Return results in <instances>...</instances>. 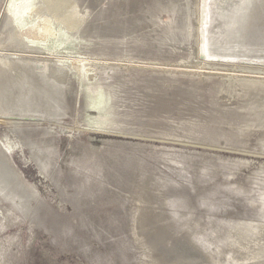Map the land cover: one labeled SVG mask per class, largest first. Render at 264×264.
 Segmentation results:
<instances>
[{
    "label": "rangeland",
    "instance_id": "obj_1",
    "mask_svg": "<svg viewBox=\"0 0 264 264\" xmlns=\"http://www.w3.org/2000/svg\"><path fill=\"white\" fill-rule=\"evenodd\" d=\"M74 1L79 15H85L81 21L71 16L74 9L70 8L75 7L69 0L60 1L59 14L45 9L43 14L39 13L38 0H0V264H264V259L237 263L212 261L218 259L210 255L209 259V253L186 232L177 233L174 227L161 225L167 217H172V213L163 210L173 199L171 193L164 194V188L171 180L184 183L191 174L200 173V167L205 165L208 157L221 159L218 161L220 173L214 183L226 181L227 176L232 181H244V176H251L259 178L252 179L259 185L252 183L251 191H247L249 196H243L245 199L225 191L222 186L215 187L218 192L215 189L211 192L212 203L201 204L191 198V211L204 224L202 232L213 230L208 223L230 228L234 224L250 228L257 225L255 214L258 210L250 201H256L264 192L260 184H264V153L255 145V136L244 146L235 145L244 150L235 146L229 149L231 144L223 138L208 140L184 134L182 126L196 121L194 111L185 99H170L163 107L152 105V95L160 90L169 95L174 91L175 83L184 86L196 81L202 90L204 106L210 99L209 89L217 86L221 91L216 95L217 107H233L239 90L228 94L229 83L252 80L255 76L264 81V12L258 13L251 23L248 41L252 53L250 57L242 58L231 54L235 42L227 40L225 35L234 28V16L242 0H207L206 6L204 0H184L192 12L188 32L191 35L184 41L164 37L167 31L164 23L169 18L175 19L167 8L162 7L168 0ZM202 15L203 25L200 22ZM200 29L205 32L204 46L208 57L199 52ZM12 32L19 35V40L11 38ZM104 46L109 51L101 54L99 50ZM209 57H231L240 61ZM45 67L49 79L69 80L65 116L46 119V113L29 111L25 105L5 108L8 97L3 96V92H8L6 89L9 88L12 93L24 97L28 90L21 82L33 81ZM151 75L165 79L162 88L154 86L149 91L144 87ZM168 78L177 79V82ZM123 80L129 81V98L125 103H119L122 105H115L110 102L107 81ZM134 81H139L138 86L132 83ZM34 89H41V86ZM149 105L152 107L148 110ZM220 126L221 129L227 127L224 123ZM119 130L123 133L117 132ZM43 131H47L54 154L49 177L44 175L46 169L43 166L42 169L31 154L37 151L35 145L41 146V139L45 138ZM107 131L112 133L106 134ZM75 153L83 154L90 163L104 160L105 167L110 169L114 161H118L116 177L102 175L104 180L96 181L94 176L88 180L83 174H73L75 167L72 165L71 170L69 166L68 170L66 162L68 158H74ZM89 162L86 163L88 167L82 169L84 172L90 168ZM238 164L239 168L234 170ZM193 165L199 167L195 169ZM126 172L130 174L126 175ZM122 175L126 178L122 184L113 180ZM144 177L145 181L140 183ZM17 182L26 192L22 201L27 199V192H33L34 201L40 203V208L37 207L40 212L35 211L33 202V207L25 211L27 214L21 215L19 207L12 204L18 199ZM143 183V197L134 198L130 191L138 189L141 194ZM56 184L67 185L61 189L63 193L74 185L87 187L89 195L95 192L88 212L90 215L109 213L111 219H116L115 223L103 221L81 226L76 222L75 226H58L56 222L66 218L78 220L73 217L72 213L75 214L77 209L68 202V194H63ZM155 194H158L156 200ZM106 195L119 197L124 205L115 203L106 208L102 204ZM146 207L152 214L161 216L156 220L151 218L152 221L145 225L132 227L131 212ZM212 208L217 210L214 213L206 211ZM33 216L35 218L31 219ZM206 247L224 249L225 243L211 241Z\"/></svg>",
    "mask_w": 264,
    "mask_h": 264
},
{
    "label": "bare ground",
    "instance_id": "obj_2",
    "mask_svg": "<svg viewBox=\"0 0 264 264\" xmlns=\"http://www.w3.org/2000/svg\"><path fill=\"white\" fill-rule=\"evenodd\" d=\"M60 1H62V0H38V4H37L38 6L37 7L41 11H38V10L37 11L39 13H42L43 10L45 9V10H48L49 12H51L53 14L57 11V14H59L60 13L59 9H61L60 8V4H61ZM63 1L68 2V0H63ZM204 3L206 6L207 0H204ZM69 4H73V6L75 7L72 9L70 8V10L74 9L71 12L72 13L71 16L73 18H75L76 20H77V18L79 20L80 19L83 20L85 15L84 16L79 15V12L77 11V9H78L77 3L74 0H69ZM70 6H72V5H70ZM162 7H163V9L167 8V10L172 13L171 15L175 16V19L173 21L171 20V18H169L168 21L166 23H164L166 28H167V31L164 33V37H166L170 40H177V41H182V40L184 41V39H187L188 36L190 37L191 33H188V32H190V29H189V23L190 22L189 21H190V18L192 16V12L189 10L187 3L184 0H168L166 5H164ZM68 9H69V7H68ZM205 10H206V8H205ZM205 10H203L202 13H204ZM38 12H37V14H38ZM260 12H264V0H242V3L240 5V7L237 9L235 16H234V28H233V30L225 33L227 40H233L235 42V45L233 47V51L231 53L232 55L240 56L242 58L250 57V55L252 53V47L250 46V43L248 41V37H249V33H250L249 29H250V26H251L253 19ZM46 13H47V11H46ZM60 16L62 18L63 15H60ZM67 16H69V15H67ZM66 18H68V17H66ZM244 18H245V20H244ZM202 19H203V15H202L200 22L202 21ZM52 20H54V18ZM72 21H74V20H72ZM59 22L62 25L61 21H59ZM64 25H66V28H67V22L64 21ZM72 25H73V23H72ZM202 25H203V23H202ZM68 27H69V25H68ZM203 28H204V26H203ZM200 31H201V29H200ZM200 33H201V35H200V39H199V52L201 53V55L208 57L206 50H205V46H204L205 32L203 30V33H202V31ZM10 36H11V38H13V40H14V38L19 40V35L16 32L10 33ZM100 40H102V42H104V43H107V41H105L101 38H100ZM105 47L106 46L102 47L99 50L101 52V54L106 52V51H109V50H106L109 48H105ZM258 51L261 52V50H258ZM209 58H211V59L224 58V59H233L235 61H240V59L231 58V57L230 58L209 57ZM241 60H243V59H241ZM243 61H245V60H243ZM257 61H262V60H257ZM243 63L245 64L246 62H243ZM21 67H23V66H21ZM26 71H29V69L26 68ZM46 72H47V67H45L43 72L40 73V75L36 79H34L33 81L27 80V81L21 82L22 86H25L28 90L27 95H25L24 97L17 95L15 92L12 93L11 90L9 88H7L6 90H8V92L7 91L3 92V96L8 97L5 108L9 109V108H11L12 105H25L27 107L26 109L29 111H32L35 113H46L47 115L44 117L46 119L50 117V119L52 118L55 120V119H59L61 116L62 117L65 116V114L67 113L66 108L68 107V103H67V99H66V90L68 89V81L69 80L67 81L64 79V80L59 81V82L54 81V79H49L46 76ZM102 78L104 79V77H102ZM252 78H253L252 80L238 81L236 83L231 82V83H229V85H227V93L228 94H231L233 92V90H236V89L239 90V93L237 94V99L234 102L235 105L231 108L217 107V104H216L217 96L216 95H217L218 91H220L218 89L219 87L213 86L209 89L208 93H209L210 99L208 100V105L204 106L203 102H202L203 101L202 100V96H203L202 90H201V87L199 86V84L195 83L196 81L189 83L188 85L183 86L177 82V79H173V78H168V79L172 80L173 82H177L174 84V88H173L174 91H172L169 95H165L164 91L160 90V92L158 94L152 95V97H153V104L152 105L163 107L168 103V101H170V99H173L175 101L185 99L187 101V105H189L191 107V109H193L194 116L196 117L195 122L190 123L188 125L184 124L182 126V130H183L185 135H187V136H199V137L206 138L208 140H218V139L223 138L224 140L227 141V144H231V145H229V146H231V147H229V149L235 145L244 146L251 139V137L255 136V141H256L255 145L258 147L259 151H263V153H264V81H262L261 78H258L256 76L252 77ZM164 80L165 79L161 78L158 75H151L149 77V79L146 80L144 87L149 91H152L154 86L162 88L164 85ZM241 80H243V79H241ZM128 82H129L128 80H123V81L116 82V83L111 82V81H107L106 89L110 90V93H111L110 94L111 95L110 96L111 97L110 102L111 103H114L115 105H117V104L122 105L119 103H125L126 102V100L129 98V83ZM132 83L138 86L139 81H134ZM38 86L39 87L41 86V89H34L35 87H38ZM89 89H91V88H89ZM9 90H10V92H9ZM88 94L92 95V93H88ZM7 95H10L11 97H9ZM152 105L147 106L148 110L151 109ZM48 123H50L49 120H48ZM222 123L227 125L226 129H221L220 125ZM46 132L47 131L44 132L45 138L41 139V146L39 145L40 142H38L39 139L37 140L39 147L35 145V149L39 152L33 151V152H31V154L35 158L36 163L42 169H43V167L46 169L45 170L46 173H44V175L49 177V175L51 173L49 175H48V173L50 171L52 161L54 160V159H52V156H54V154H53V152H51L52 148L49 145L50 139L48 138V135L46 134ZM117 132L123 133V131H121V130H119ZM98 133H101V132H98ZM105 133L109 134L110 132L107 131ZM124 134H125V132H124ZM55 136H57V135H55ZM164 139H166V138H164ZM179 141H183V140L179 139ZM179 141H177V142H179ZM192 142L205 144L206 146L210 145L208 143H203V142H199V141H192ZM35 143H36V141H35ZM210 146H212V145H210ZM235 147L238 149L244 150V148H242V147H237V146H235ZM83 157H84L83 154L75 153L74 158H72V159H71V157L68 158L67 162H66V164L68 166V170H69V166L71 167V170H72V167L74 166L75 169L76 168H78V169H76V170L74 169L73 174H75V175L83 174L82 176L86 177V179H88V180H91L90 176H94L93 178L96 181L97 180L103 181L104 179L101 178L102 175H104V176L108 175V176L113 177V175L115 176L118 173L117 172L118 161H114V165H112V167L110 169V168L105 167L104 162H103L104 160L103 161L102 160H94L93 163H90L88 160H86L87 157H85V158H83ZM203 157H204V155H203ZM89 158L90 157L88 156V159ZM218 158H220V157H218ZM206 160H207V162L205 161V165H203V166L200 165L201 166L200 167V169H201L200 173L191 174V177L187 181H185L184 183H182V182L180 183L179 181L171 180V184L167 185L164 188V194H170L171 193L173 195L172 201L169 204L164 205V208H163V210H167V212L169 214L172 213L171 214L172 217H170V218L167 217V219H165V221L163 223H161V225H163L167 228L174 227L175 231L177 233L179 231L186 232L185 234H187V236H189V238H191L198 245H200L202 250L209 253L207 255L208 257H210V256L214 257L215 255L217 256L215 258H217L218 260L211 259V257L209 258L215 262L220 261V260H221V262H228L231 260L230 262L237 263V262H244V261L246 262V261H250V260L251 261H260V260L264 259V192L260 193L258 195V198L254 197V198H256V201H250L251 206H253L255 209L258 210V212L256 213V211L253 209V207L251 208L256 213V214L255 213L254 214L256 215V224L257 225H255L253 228L240 227V226L235 225V224L232 225L230 228L229 226L225 227V226H223V224L221 225L219 223H208V224H210V227H212V228L214 227L213 230L208 232V233L202 232L203 228H204V224L200 220L199 217L193 215V213L191 211L192 207L189 205V201L191 198L195 199V201H198L201 204H209L211 201H213V200H211V196H212V193L214 192V189L215 190L217 189L215 187L221 188V186H222V187H224V190L226 189V190H228V192L236 194V196H239L241 199L242 198L245 199L246 197H243V196L248 195L247 191H249V189L251 191V188H249V187L251 186L252 183H254L252 179H258L259 180V178H254L251 176H244V179H242L244 181H236V180L232 181V180H229V178L227 176V179H225L226 181H223L225 183H223L222 181H221V183H214V181L216 180L215 178L220 173V170H218V168L220 169L221 165H219V162H220L219 160H221V159L218 160L216 158L214 159L213 157H208V159H206ZM90 161H91V158H90ZM239 161H240V159H239ZM88 162L90 163L89 164L90 168L84 172L82 169L83 168L86 169L88 167V164H86ZM197 162H198V160H197ZM242 162H244V161L241 160V163ZM6 163L8 165L7 161H6ZM92 164H93V167H92ZM247 164H249V163H247ZM245 165H246V163H245ZM193 166H196V165H193ZM227 166H228V164H227ZM197 167H199V166H196L195 169ZM7 168H9V167H7ZM236 168L237 169L239 168V164L237 166H235L234 170H237ZM262 170H263V168H262ZM105 172H107V174ZM126 173H127L126 175L130 174L128 172H126ZM231 173L234 175L235 171H231ZM120 174H122V173H120ZM60 175H62L61 171H60ZM123 175H125V174H123ZM254 175H256V174H254ZM122 176H120L121 178L118 177V178H114L113 180L117 181V183H119V184H122L123 180L126 179L124 176L123 177ZM60 177H62V176H60ZM63 177H64V175H63ZM73 178H74V175H73ZM145 179H146L145 177H144V180L142 178L140 183L142 181H145ZM261 180L263 181V179H261ZM128 181H130V182L132 181V176ZM173 182H175V183H173ZM204 183H206V185ZM260 184L263 185V189H264V184H262V183H260ZM56 185L58 186V188L60 190L62 188H64V186H65V185L60 186L59 184H56ZM126 185H127V183H126ZM255 185H259V183L256 182ZM136 187L138 188V186H136ZM129 188L132 189L130 184H129ZM71 189H70V191L66 190L65 193H63L64 190H61V192L63 194H68V198H67L68 202L73 203V206L75 207V209H77V212H75V214L74 213H72V214H73V217L77 218L78 221H76L74 219H69V218H66L65 221H63V222L62 221L56 222V220H55V222L57 223L58 226H61V227L62 226H75L76 222L81 223V226L91 225V224H100V223H103V221H107L111 224L115 223L114 220H116V219H114V220L111 219L110 218L111 216L109 217V215H110L109 213H106L103 215V214L99 213V211H96V213H99V214L94 213V215H90V213L88 212L89 203H91L93 201V199L95 197L94 195H96L95 192H92L89 195L86 192L88 190L87 187L81 186V185H74ZM142 189H143V191L141 192V194H140V191L137 192L138 189L137 190L132 189L130 191V193L134 198H140V197H143V193H144V189H145L144 183L142 184ZM258 189L259 188L255 189V190H258ZM24 190L25 189L22 186V184L17 182V193L16 194L18 195V199H16L15 203L8 202V201L7 202L12 203L17 208L19 207L21 215H23V213L25 211H28L27 209L33 207V202L35 203V207H33V208H35V211H36V209L39 211V209L37 207L40 208V206H39L40 203L38 205V202L36 201L37 202L36 203L34 201V200H36V198H35V194L33 192L32 193L27 192L28 193V196H26L27 199H25V201H22L23 196H25L24 194H26V192ZM140 190H141V188H140ZM217 190H216V192H218ZM219 190H222V189H219ZM93 191H95V190H93ZM63 194H61V195H63ZM186 194H188V195H186ZM85 195H88V196L85 197ZM229 195H230V193H229ZM250 195H252V194H250ZM20 198H21V200H19ZM154 199L155 200L158 199V194H155ZM115 203H117V205H122V206L124 205L122 199H119V197L112 196V195H108V196L106 195V199L104 200V202L102 204H103V206L108 208L109 206H114ZM255 203L257 205H255ZM246 205H247V203H246ZM30 206H32V207H30ZM98 209H100V208L98 207ZM214 210H217V209L212 208V209H207L206 211L207 212L213 211V213H214ZM47 211H50V210H47ZM218 212L219 211H217V213ZM25 213L27 214V212H25ZM30 214H31V212H30ZM149 215H151V216H149ZM104 216H106V217H104ZM160 216H161V214L160 215L159 214H152V210L148 207L139 208L138 210L135 209L131 212V217H130L131 226L134 227L137 224L143 225L144 223H147L148 221L150 222V220L152 221L151 218L156 220ZM55 217L56 216H54V218ZM33 218H35V217L33 216L31 219H33ZM60 218H59V220H61ZM40 220H42V218ZM44 221H47V220L44 219ZM59 222H62V223L58 224ZM221 240L225 243L224 249H221L220 247H218V248L216 247L215 249L210 250L208 247H206V244L208 242L221 241ZM214 253H215V255H214ZM222 256H225V258H227V259H223Z\"/></svg>",
    "mask_w": 264,
    "mask_h": 264
},
{
    "label": "water",
    "instance_id": "obj_3",
    "mask_svg": "<svg viewBox=\"0 0 264 264\" xmlns=\"http://www.w3.org/2000/svg\"><path fill=\"white\" fill-rule=\"evenodd\" d=\"M244 20H245V18H244ZM244 22H245V21H244ZM213 256H214V255H213ZM214 257H217V256L215 255ZM223 259H227V258L224 257Z\"/></svg>",
    "mask_w": 264,
    "mask_h": 264
}]
</instances>
